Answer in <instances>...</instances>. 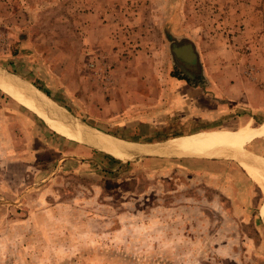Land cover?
<instances>
[{
  "label": "rangeland",
  "instance_id": "374dc122",
  "mask_svg": "<svg viewBox=\"0 0 264 264\" xmlns=\"http://www.w3.org/2000/svg\"><path fill=\"white\" fill-rule=\"evenodd\" d=\"M183 39L202 70L194 87L173 79L170 46ZM0 68L128 142L256 126L264 0H0ZM214 87L232 88L230 106L197 91ZM6 91L0 264H264V195L238 163L120 165L54 133ZM243 151L264 155V136Z\"/></svg>",
  "mask_w": 264,
  "mask_h": 264
},
{
  "label": "bare ground",
  "instance_id": "6f19581e",
  "mask_svg": "<svg viewBox=\"0 0 264 264\" xmlns=\"http://www.w3.org/2000/svg\"><path fill=\"white\" fill-rule=\"evenodd\" d=\"M0 88L7 90L54 132L110 154L121 161L158 154L163 156L182 154L198 159L224 158L233 155L245 175L264 195V160L243 151L247 145L264 136V122L256 126L248 123L232 132L207 131L182 137L166 144L143 145L108 136L85 125L71 116L63 107L57 105L46 93L18 76L1 69ZM239 157H250L253 160L246 161ZM261 214L264 219V204Z\"/></svg>",
  "mask_w": 264,
  "mask_h": 264
},
{
  "label": "water",
  "instance_id": "95a60500",
  "mask_svg": "<svg viewBox=\"0 0 264 264\" xmlns=\"http://www.w3.org/2000/svg\"><path fill=\"white\" fill-rule=\"evenodd\" d=\"M194 50V46L192 44H189V41L188 40H181L180 42L175 43L173 45L170 46V50H171V56L173 58V61L175 64H178L179 68H181L184 72V74H186V76H189L188 73H191L193 75L197 74V73H201L202 70L201 69H197L195 67H191V66H187V61L185 59V56H189V53H188V50ZM177 51H178V55H177ZM1 69V68H0ZM3 70V69H1ZM5 71V70H3ZM6 72V71H5ZM12 99V98H11ZM16 102V101H15ZM18 103V102H17ZM19 104V103H18ZM21 105V104H19ZM23 108H25L26 110H28L26 107H24L23 105H21ZM65 109V108H64ZM71 116H73L74 118L78 119L79 121H81L82 123H84L85 125L89 126V127H92V128H95L89 124H87L84 120H82L81 118L77 117L76 115L72 114L71 112H69L67 109H65ZM29 112H31L30 110H28ZM32 113V112H31ZM33 114V113H32ZM35 115V114H34ZM36 116V115H35ZM37 117V116H36ZM39 118V117H38ZM40 119V118H39ZM96 130H99L97 128H95ZM101 131V130H99ZM103 132V131H102ZM96 150V149H95ZM99 151V150H97ZM115 160H118L120 161V165H123L124 163H128V162H133V161H136V160H139V159H143V158H163V159H173V158H176V159H197V160H217V161H227V162H236V160L234 159V156L233 155H229V156H225L224 158H202V159H198V158H195L194 156H187V155H182V154H178V155H144V156H140V157H136L134 158L133 160H130V161H121L117 158H115L114 156L110 155V154H107L105 152H102V151H99ZM254 154V156L256 158H260L262 160H264V156L263 155H260V154H256L254 152H251ZM258 155V156H257ZM261 156V157H260ZM242 158L243 160H246V161H250V160H253V158H250V157H239V159ZM238 162V161H237ZM236 162V163H237Z\"/></svg>",
  "mask_w": 264,
  "mask_h": 264
},
{
  "label": "crops",
  "instance_id": "0c3cea01",
  "mask_svg": "<svg viewBox=\"0 0 264 264\" xmlns=\"http://www.w3.org/2000/svg\"><path fill=\"white\" fill-rule=\"evenodd\" d=\"M183 75V74H182ZM189 76H186V74L185 75H183V76H185L192 84H196V83H193L191 80H190V78H191V75H193V74H188ZM196 75V74H195ZM173 79L175 80V81H177L178 83H181L182 81H184L185 82V80H181V79H178L177 77H174L173 76ZM186 83H187V85L189 86V87H193L192 85H190V83H188L187 81H186ZM197 91H199V92H201V96H205V97H210V99H211V101L213 102V107H215L214 106V102H216V106H220V107H223V105H224V107H227L228 105L230 106V104H229V102H230V100H229V98H228V96H229V93H230V91L232 92L233 90H232V88H229V89H227V91L226 92H228V93H226V95L225 96H222L219 92H218V90L214 87L213 88V93L212 92H209L210 93V95L208 94V92H204V91H202V90H197ZM228 95V96H227ZM99 131V130H98ZM99 132H101V133H104V132H102V131H99ZM205 132H207V131H205ZM55 133V132H54ZM203 133V132H202ZM195 133H193V135H194ZM186 135H192V134H179V135H177V136H175L174 138H177V137H180V136H186ZM61 136V135H60ZM114 137V136H113ZM116 138V137H115ZM174 138H167V139H165V140H163L162 142H164V141H167V140H170V139H174ZM259 154V153H258ZM260 155H263V154H260ZM264 156V155H263Z\"/></svg>",
  "mask_w": 264,
  "mask_h": 264
},
{
  "label": "flooded vegetation",
  "instance_id": "af4514ba",
  "mask_svg": "<svg viewBox=\"0 0 264 264\" xmlns=\"http://www.w3.org/2000/svg\"><path fill=\"white\" fill-rule=\"evenodd\" d=\"M188 53H189V55L192 54L193 57H192V61H190V60L185 56V59H186V61L188 62L187 65L194 66V64H196V54H195L194 51H193V52H190V49L188 50ZM177 55H178V51H177ZM177 69H179V71H180L181 73H183V75H185L184 72H183V70H182L181 68H177ZM188 74H190V73H188ZM190 80H191L192 82H194V83H199V82L201 83V82H202L201 79H200V76H199V75H191Z\"/></svg>",
  "mask_w": 264,
  "mask_h": 264
},
{
  "label": "trees",
  "instance_id": "16d2710c",
  "mask_svg": "<svg viewBox=\"0 0 264 264\" xmlns=\"http://www.w3.org/2000/svg\"><path fill=\"white\" fill-rule=\"evenodd\" d=\"M175 71L176 72H174V74H173V76L174 77H177L178 79H181V80H185V81H187L188 83H190V85H192L193 87H194V85L195 84H192L185 76H183L182 75V73L179 71V69L178 70H176V68H175ZM43 91V90H42ZM44 93H46L47 95H48V93L47 92H45V91H43ZM211 92L213 93V89L211 90ZM111 159V158H110ZM111 160H113V159H111Z\"/></svg>",
  "mask_w": 264,
  "mask_h": 264
}]
</instances>
